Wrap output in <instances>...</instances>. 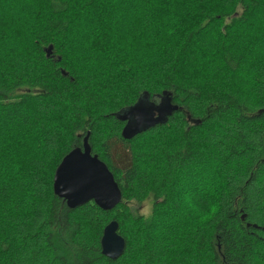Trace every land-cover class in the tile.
Returning <instances> with one entry per match:
<instances>
[{
    "label": "trees",
    "instance_id": "trees-1",
    "mask_svg": "<svg viewBox=\"0 0 264 264\" xmlns=\"http://www.w3.org/2000/svg\"><path fill=\"white\" fill-rule=\"evenodd\" d=\"M142 98L179 109L126 140ZM88 133L112 211L54 191ZM0 264H264V0H0Z\"/></svg>",
    "mask_w": 264,
    "mask_h": 264
},
{
    "label": "water",
    "instance_id": "water-1",
    "mask_svg": "<svg viewBox=\"0 0 264 264\" xmlns=\"http://www.w3.org/2000/svg\"><path fill=\"white\" fill-rule=\"evenodd\" d=\"M52 51L53 47H48L47 57L51 56ZM178 109L165 98H161L159 104L148 98L140 99L135 106L119 115L123 121H127L122 132L124 139L131 140L147 128L157 126ZM89 136L90 133L84 139L83 149L76 148L63 158L55 173L54 191L57 196L66 199L72 209L94 202L102 210L112 211L122 201V191L108 166L92 153ZM101 248L102 254L111 260L123 255L126 241L119 234L117 221H112L104 229Z\"/></svg>",
    "mask_w": 264,
    "mask_h": 264
},
{
    "label": "rangeland",
    "instance_id": "rangeland-1",
    "mask_svg": "<svg viewBox=\"0 0 264 264\" xmlns=\"http://www.w3.org/2000/svg\"><path fill=\"white\" fill-rule=\"evenodd\" d=\"M116 153L120 154L121 156L120 161L118 162L119 164H121V160H123V164L128 163L129 153L126 149H123V146L121 144H116L115 154ZM153 204V197H150L142 203H138L136 201L129 202V206L131 207L133 214L144 217H150L152 215Z\"/></svg>",
    "mask_w": 264,
    "mask_h": 264
},
{
    "label": "clouds",
    "instance_id": "clouds-1",
    "mask_svg": "<svg viewBox=\"0 0 264 264\" xmlns=\"http://www.w3.org/2000/svg\"><path fill=\"white\" fill-rule=\"evenodd\" d=\"M213 211H215V209H213Z\"/></svg>",
    "mask_w": 264,
    "mask_h": 264
}]
</instances>
